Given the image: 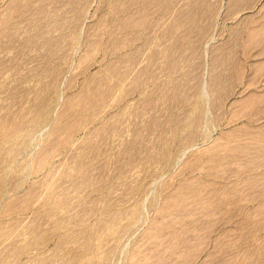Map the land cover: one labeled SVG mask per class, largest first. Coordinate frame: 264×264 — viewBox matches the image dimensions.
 I'll return each instance as SVG.
<instances>
[{
	"label": "bare ground",
	"instance_id": "1",
	"mask_svg": "<svg viewBox=\"0 0 264 264\" xmlns=\"http://www.w3.org/2000/svg\"><path fill=\"white\" fill-rule=\"evenodd\" d=\"M90 1L0 0V264H118L121 254L119 264H209L214 249L200 257L210 242L221 253L214 264H264V87L250 88L264 62H250L253 72L245 75L233 42L210 37L216 1L100 0L102 15L88 21ZM262 32L253 31L247 45L260 35L261 48ZM70 45L81 49L78 62L63 65L57 56ZM98 51L101 67L91 70ZM205 53L212 55L208 82L190 63L175 74L181 59L200 55L204 65ZM77 75H84L79 83ZM242 81L227 120L247 121L224 140L204 134L200 141L207 101H225ZM126 165L201 174L175 184L157 176L162 195L159 188L149 193ZM25 170L27 178L40 176L26 179ZM131 187L141 194L130 204ZM88 190L102 198L79 213ZM146 203L159 216L141 236L149 244L123 250Z\"/></svg>",
	"mask_w": 264,
	"mask_h": 264
},
{
	"label": "rangeland",
	"instance_id": "2",
	"mask_svg": "<svg viewBox=\"0 0 264 264\" xmlns=\"http://www.w3.org/2000/svg\"><path fill=\"white\" fill-rule=\"evenodd\" d=\"M93 1V2H92ZM97 1L99 2L100 0H91L90 1V4L88 5L89 6V8H87V14L86 15H88V21H97V18H98V16L100 17V15H102V11H103V9H101L100 7L99 8H97L96 6H97ZM213 1H218V0H213ZM92 2V3H91ZM96 8V9H95ZM101 9V10H100ZM94 13H97V16H94L93 14ZM161 14V13H160ZM96 15V14H95ZM158 15H159V13H158ZM238 16V14L237 15H235V17L233 16V18H229V19H224V13H223V11H222V9H220V11H218L217 13H216V19H215V21L213 22L214 23V27H212L211 28V32L213 31V33L211 34V32H210V37L214 34L215 36H216V42H218L219 40H221V41H223L224 40V38H226V36L228 35V30H229V27H230V25L232 24V22H233V20H234V18H236ZM94 17V18H93ZM110 17V16H109ZM239 17V16H238ZM94 19H96V20H94ZM107 21H105V22H103V23H101V27L99 28L100 29V31L102 30V32H104L105 31V28H103V27H105V25L106 24H108V23H110V20L108 21V23H106ZM106 23V24H105ZM220 26V27H219ZM107 29V28H106ZM148 32H151L152 34H153V28L152 27H150V28H148V30H147ZM216 42H214V43H211V45H213V44H215ZM78 45H75V46H72V45H70V47H72L71 48V52L68 50V48H67V50L65 49V53H66V51H67V55H69V56H67V55H65L67 58H65V56H64V54L62 55V53L60 54V55H62V56H57V57H59L58 59V62L60 61V59H62L63 57L65 58H63L59 63H62L63 65H69L68 64V62H66V60L68 59L70 62V64L71 65H73L74 63H77L78 62V59H79V55H80V53H81V49H79V51H76L78 48H79V46L77 47ZM70 47H69V49H70ZM74 48V49H73ZM76 49V50H75ZM73 50H75L74 52H73ZM69 51V52H68ZM73 52V53H72ZM80 52V53H79ZM72 53V54H71ZM59 54V53H58ZM57 54V55H58ZM93 54H95V55H93ZM91 56H93V58L95 59L94 61L96 62H94V65H93V67L91 68V70H96V69H98V68H100L101 67V63H102V59H103V56H104V53L101 51L100 52V54H99V51H98V53L96 52V53H93ZM102 54V55H101ZM206 54L207 53H205L204 54V65L201 63L202 61H201V57H200V55H198L197 57L196 56H194L191 60H187V59H181L180 60V63H179V67L176 69V71H175V74L177 75V76H182L183 75V73H184V70H185V67L187 66L186 64L187 63H190V65L192 66V68H191V70L194 72V76H195V74H196V76L198 77V75H197V73H201V74H203V77H204V75H205V79H206V81L208 82L209 80H210V76H208V75H210V72H208V71H210L211 69H210V65H211V63H212V61H211V58H212V55L211 56H209V53L207 54V56H206ZM70 56L72 57L73 56V59H74V61H73V59H71L70 58ZM99 56V57H98ZM61 57V58H60ZM95 57H97V58H95ZM198 57H200V58H198ZM208 57V58H207ZM77 58V59H76ZM99 58V59H98ZM71 59V60H70ZM97 59V60H96ZM194 59V60H193ZM67 60V61H68ZM99 60V61H98ZM192 61H194V62H192ZM206 61V62H205ZM209 61V62H208ZM65 62V63H64ZM74 62V63H73ZM194 64V65H193ZM203 65V66H202ZM195 66V67H194ZM205 67V68H204ZM71 67H69L68 69L69 70H71V72L67 69V71L66 72H70V74L71 73H74L75 72V68H73V69H70ZM196 72V73H195ZM83 76L84 75H77L76 76V78H78V79H76V82L77 83H79V82H81L82 81V79H83ZM168 76H169V74H168V71L167 70H165V69H163L162 70V72H161V85H162V88H165L167 85H166V82H167V79H168ZM195 76V77H196ZM147 85H150V87L151 88H155V89H157L159 86H161V85H159V84H157V83H155V82H150V83H147ZM159 85V86H158ZM243 88V83L241 84H239L237 87H236V89L234 88V90L232 91V94H230L231 96H229V97H227L226 99H225V101L223 100V101H221V102H218V103H216V104H214V102L211 100V99H209L208 101H207V107H208V105H209V107H208V110L209 109H211V110H207V113H208V115L206 116V121L208 122H205V126L203 127V129H202V132H201V138L199 139L200 141H203V139L206 137L208 140H212V138L213 139H215L216 137V139H225V138H222L223 136H221L225 131H227V130H229V129H232L233 127H234V125H236V124H242V122H246L247 121V118H244V117H242V118H240L236 123H230V124H228L229 122H228V120L227 119H229V116H230V113H231V110L230 109H232V105H231V103L233 102V100L234 99H236L239 95H240V91H241V89ZM137 97L138 96H132V98L130 97V100L131 101H133V102H135L136 100H133V99H137ZM211 100V101H210ZM211 102H213L212 104H214V105H212L211 104ZM210 103V104H209ZM220 104V105H219ZM213 107H212V106ZM181 106H183L182 108L180 107V110H183L184 109V105L183 104H181ZM219 106H220V109L221 110H219L218 109V113H217V107L219 108ZM163 107H165V106H163ZM215 107V108H214ZM227 109H226V108ZM225 108V109H224ZM164 109V108H163ZM215 109V110H214ZM160 110H162V108L160 109ZM214 110V111H213ZM216 111V112H215ZM157 112H159V109L157 110ZM163 114H164V112H163V110L161 111ZM212 114V115H210V117H209V114ZM215 113H216V115L217 116H215ZM221 113H223V115L221 114ZM227 113V114H226ZM219 114H220V116H219ZM222 115V116H221ZM218 117V118H217ZM221 117V118H220ZM216 119V120H215ZM132 120V119H131ZM134 121V118H133V120L131 121V122H133ZM207 125V126H206ZM253 126H255V125H253ZM207 127V128H206ZM213 127H215V129L213 128ZM218 127V128H217ZM256 127V126H255ZM205 129V130H204ZM225 129V130H224ZM255 129V128H254ZM209 131V134H208V131ZM205 131V133H203ZM207 131V132H206ZM212 131V132H211ZM214 132V133H213ZM213 133V134H212ZM206 136H205V135ZM79 135H81V133H79ZM202 135H203V138H202ZM210 135H212L211 137H209ZM37 136V143L40 141L39 139H40V134H37L36 135ZM205 136V137H204ZM208 136V137H207ZM39 137V138H38ZM246 140H251V139H248V138H246ZM115 143H118V141L117 142H113L112 144H111V146H110V149L108 150V151H113L114 149H113V146L115 145ZM36 144V143H35ZM34 144V145H35ZM33 147H30L29 149H32ZM29 149H27V150H25L24 151V153L21 155V159L22 160H20L21 161V163H23V164H26V161L29 159V156L32 154V150H29ZM112 149V150H111ZM29 150V151H28ZM105 157V156H104ZM119 163V161H117V162H112L111 163V165H110V167H112L111 169H113V170H115L114 168H116V166H117V168L116 169H118V164ZM132 166L133 165H126V168H127V172L128 173H134L133 175H135V174H137L138 172H139V174L138 175H136L135 177L137 178V176H138V178L140 179L141 177V179H143L142 180V182L144 181V183L147 185L148 184V186H147V188L150 186V191H148L149 193L150 192H152V191H156V189H158L159 188V190H160V192L162 191V195H164L165 194V189H163L165 186H162L161 187V183H162V181L160 180L159 181V178L161 177V175H165V178H167V179H172L171 180V184H175V182L173 181V180H176V183H178L179 181H180V178L182 179H187V178H191L194 174L195 175H200L201 174V172L200 171H193V172H188L189 170H185V171H182L183 169H179L178 168V170H177V168H176V166L174 167V166H172V167H170V168H168V169H165V171L166 172H168V173H166L164 170L163 171H160V172H156L155 170H153V168H155V165H150V166H148V165H145V166H141V167H134L133 166V168H132ZM148 166V167H147ZM119 167H120V163H119ZM129 167V168H128ZM144 167V168H143ZM125 168V169H126ZM139 168V169H138ZM142 169V170H141ZM151 169V170H150ZM171 169V170H170ZM175 169L177 170L176 172H175ZM139 170V171H138ZM179 170H181L180 171V173L182 172V174H179ZM146 172L145 174L144 173H141V172ZM155 171V173H153ZM171 171V172H170ZM27 172H29V171H27V170H25L23 173H22V176L24 175V177H26V176H28V173ZM137 172V173H136ZM148 172H149V174H150V176H149V174H148ZM166 174H165V173ZM188 172V173H187ZM171 173V174H170ZM186 173V174H185ZM26 174V175H25ZM143 174V175H142ZM177 174H179L178 176H176L175 177V175H177ZM145 175V176H144ZM146 175H148V176H146ZM156 175V176H155ZM172 175V176H171ZM186 175V176H185ZM192 175V176H191ZM36 176H37V178L40 176V175H37V174H30L29 173V178H27L26 177V179H30L31 180V178L32 179H34V178H36ZM143 176H144V178H143ZM152 176H153V178H152ZM157 176H159V178L157 177ZM166 176H169V177H166ZM183 176V177H182ZM204 176V175H203ZM156 177V180H157V183H158V186H157V184H155L154 182H156V180L154 179ZM185 177V178H184ZM206 177H209V176H207L206 175ZM147 179V180H146ZM152 179V180H151ZM151 180V182L150 183H152L153 185H149V181ZM173 181V182H172ZM156 185V186H155ZM155 187V188H154ZM157 187V188H156ZM162 188V189H161ZM131 191H130V195L132 194H134L133 196H129L128 195V197H130L129 199V202H130V204L132 203V202H135L134 200H136L138 197H139V195L141 194L140 193V191H138V190H136V189H132V187L131 188H129ZM149 189V188H148ZM147 189V190H148ZM152 189V190H151ZM154 189V190H153ZM134 190H136V191H134ZM158 191V190H157ZM164 191V192H163ZM88 192L89 193H87V191H84V196L86 195V194H90V196L89 195H87V196H85V200H87V197H88V200L85 202V204H84V206H82V205H79L78 207H77V210L79 211V213H83L84 212V207L87 205V204H90V203H93L94 201H96V200H98L97 198H102L101 197V195H100V193H98V192H94V191H92L93 192V194H91L92 192L91 191H89L88 190ZM91 192V193H90ZM135 192V193H134ZM86 193V194H85ZM153 193V192H152ZM151 193V194H152ZM95 194V195H94ZM99 195H100V197H99ZM98 196V197H97ZM138 196V197H137ZM92 197V198H91ZM95 197H97V198H95ZM131 197H133V198H131ZM91 198V199H90ZM96 199V200H93L92 201V199ZM136 198V199H135ZM100 200V199H99ZM98 200V201H99ZM90 201V202H89ZM89 202V203H88ZM95 203H97V202H95ZM37 204H38V202H37ZM147 204V207L145 208L146 210H145V212L143 213L144 215H143V218L145 217H147L148 219L146 220L145 218H144V220H145V225L142 223V221H144L143 219H142V221L139 223L140 224V226H143V228H140V226L138 227V225L134 228V229H132L133 230V232H132V230H131V235H129L130 234V232L128 233V236H132L133 235V237H130V238H128V236L127 235H125L124 236V239H126V240H124L123 239V244H122V248H123V246H125L124 244H126V246H127V242H125L124 243V241H128V243H129V240H131L130 241V244H129V246H125V248H123V250L124 249H128V247L129 248H131V247H133V245L134 244H137V242L139 241V245H141V244H143V247H147V245L149 244L148 243V241L146 242V240L147 239H143L141 236H144L145 237V229H146V227L149 225V223L151 222V220L153 221V220H155V219H157L159 216H158V214L156 213V209L154 208V207H152V206H150V205H148V203H146ZM152 207V208H151ZM150 209H154L153 211L151 210V212H150ZM149 210V211H148ZM148 212H150L149 214H148ZM153 212H155V214L153 213ZM0 214H2V210H1V208H0ZM30 215V214H29ZM148 215V216H147ZM28 216V215H27ZM157 216V217H156ZM12 216H10L9 218H11ZM156 217V218H155ZM150 219V220H149ZM217 222H218V220H216ZM215 221V224H217V222ZM147 223V224H146ZM138 229H139V231H138ZM136 230L138 231V233L136 232ZM137 233V236L135 235V232ZM140 232V233H139ZM144 232V233H143ZM205 234H206V236H208V233L205 231ZM140 235V236H139ZM127 237V238H126ZM135 237V238H134ZM140 239H139V238ZM133 238H134V240L136 241V242H134V240H133ZM146 238V237H145ZM128 239V240H127ZM137 239V240H136ZM143 241H142V240ZM142 242V243H141ZM144 242H145V245H144ZM210 246L206 249V252L205 251H203V254H202V256L200 257V260H203L204 258H205V256H206V254H208V252L210 251V250H212V249H214V251H213V255H212V257H213V259H211V257H209V264H214V263H216L217 262V260L220 258V255H221V253L220 252H215V250H218L211 242H210V244H209ZM214 246V247H213ZM211 247V248H210ZM121 248V249H122ZM205 253V254H204ZM218 253V254H217ZM66 254H68V256L66 255ZM66 254L65 255H62L63 257L64 256H67V257H65V258H68V257H70L69 256V252H66ZM71 254V253H70ZM217 254V255H216ZM217 257H216V256ZM218 255H219V257H218ZM27 255H23V260H27V257H26ZM25 257V258H24ZM124 257L125 258V255L124 254H121L120 255V257H117L118 258V260L116 259V261L118 262V264H119V262L121 263V262H123L121 259ZM123 258V259H124ZM202 258V259H201ZM214 258H215V260H214ZM121 260V261H120ZM212 260V261H211ZM216 261V262H215ZM73 262H75L74 264H80L78 261L76 262V260H74L73 259V261L71 262H69V264H73Z\"/></svg>",
	"mask_w": 264,
	"mask_h": 264
},
{
	"label": "crops",
	"instance_id": "3",
	"mask_svg": "<svg viewBox=\"0 0 264 264\" xmlns=\"http://www.w3.org/2000/svg\"><path fill=\"white\" fill-rule=\"evenodd\" d=\"M228 1L218 0V11L222 9L224 13V19L233 18V16L235 17V15L237 14L239 17L237 16L236 18H234L232 24L229 27L230 31L228 30V35L226 36V38H224L223 41L228 40L233 42L236 56L242 62V71L245 70V75H247L253 72L252 66L251 64H249L250 62H264V0H234L230 6ZM233 27L237 29L235 33H233ZM260 28H263V32L261 34L263 44L261 48L260 45L262 43V40L260 35L259 41L247 45V43L253 37L252 32ZM223 41L219 40L218 42L221 43ZM256 74V79L250 86V88L252 89H259L264 87V68H260ZM243 82L245 81H242L240 83L242 84ZM244 85L245 83H243V87ZM242 90L243 88L241 89V91ZM261 120L264 121V117L261 118Z\"/></svg>",
	"mask_w": 264,
	"mask_h": 264
}]
</instances>
